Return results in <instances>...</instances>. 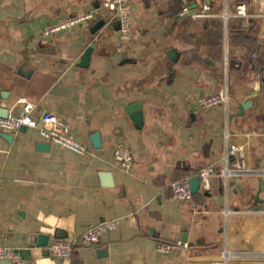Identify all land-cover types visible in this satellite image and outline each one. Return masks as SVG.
<instances>
[{"label": "crops", "instance_id": "0c3cea01", "mask_svg": "<svg viewBox=\"0 0 264 264\" xmlns=\"http://www.w3.org/2000/svg\"><path fill=\"white\" fill-rule=\"evenodd\" d=\"M185 1L127 0L124 42L117 10L104 0H0V101L7 94L15 112L33 104L24 128L0 126V246L23 264H211L226 249L230 264H264V18L253 15L257 1L251 16L229 19L223 14L237 0H187L183 11ZM205 3L209 15L195 17ZM80 12L94 19L41 35ZM224 86L228 106L199 105ZM46 112L67 120L92 152L43 136ZM231 143L244 147L247 171L226 177ZM118 144L133 152L129 167L115 160ZM180 180L190 181V199L174 196ZM112 218L116 228L83 241L90 226ZM39 234L50 236L48 245ZM57 238L75 242L70 259L50 252Z\"/></svg>", "mask_w": 264, "mask_h": 264}, {"label": "built area", "instance_id": "2783aa9c", "mask_svg": "<svg viewBox=\"0 0 264 264\" xmlns=\"http://www.w3.org/2000/svg\"><path fill=\"white\" fill-rule=\"evenodd\" d=\"M257 1L259 7L253 15L264 18V0H237L236 8L233 11L226 10L224 17L229 19L231 17H249L252 14L249 8ZM104 5L108 9H115L119 15L122 40L127 42L130 40L131 31V12L127 0H104ZM209 4L205 3L202 6V12L195 15L205 16L209 15ZM94 15L92 12H80L66 18L58 19L55 22L48 24L41 31L44 37H51L61 32L71 30L77 26L87 25ZM230 101V93L228 86H224L221 90L203 95L199 98V105L202 108H211L217 105L228 106ZM33 108V104L26 102L24 106L18 111H9L5 116L0 112V126L7 130H18L22 125L29 121V113ZM40 132L50 141L68 148L80 154H90L91 147L76 137L72 130L71 124L59 117L53 112H46L42 116L40 123ZM115 160L123 167H129L134 160L133 152L130 147L125 144H118L115 149ZM226 165L223 168V174L227 177L231 174H241L247 171V163L245 159V151L242 145L237 143L229 144L225 155ZM215 170L214 165L203 168L200 176L203 180ZM174 196L179 199H190L192 197V190L189 180H180L172 183ZM228 214V210H226ZM119 223L118 218L102 220L85 230L82 234V239L85 243H97L102 234L106 231L117 227ZM178 244H182L181 241ZM76 244L73 240L67 238H57L49 246L50 252L61 258L70 259L75 250ZM157 249L161 252H169L171 244H158ZM231 252L226 249L221 258L213 261L211 264H230ZM0 258L5 260H12L16 264H23L24 262L19 257L18 252L7 246H0Z\"/></svg>", "mask_w": 264, "mask_h": 264}, {"label": "water", "instance_id": "95a60500", "mask_svg": "<svg viewBox=\"0 0 264 264\" xmlns=\"http://www.w3.org/2000/svg\"><path fill=\"white\" fill-rule=\"evenodd\" d=\"M104 24V21L101 20L99 21L98 23L94 24L91 28L92 32L95 33L99 30V28L101 27V25ZM92 50H93V46L90 45L87 50H86V53H85V56H84V62L83 64L87 65L88 62H89V59H90V55L92 53ZM7 99H8V95H4L2 100L0 101V106L2 107V112L1 114L3 116H5L8 112H9V109L7 107ZM136 106H139V105H136ZM135 106V107H136ZM134 120L137 122L138 125H141L142 124V113L138 112L136 113L135 116H133ZM25 125H22L20 127L21 128H24ZM91 139H92V142H93V145L95 147H100L101 146V137H100V133L98 131L94 132L91 136ZM191 185H192V189H193V192L196 193L200 187V177L199 176H194L192 179H191ZM2 236V234H0ZM34 236H32V239H33ZM49 239H50V236L48 234H39L37 236V242L39 245H42V246H46L48 245L49 243Z\"/></svg>", "mask_w": 264, "mask_h": 264}, {"label": "trees", "instance_id": "16d2710c", "mask_svg": "<svg viewBox=\"0 0 264 264\" xmlns=\"http://www.w3.org/2000/svg\"><path fill=\"white\" fill-rule=\"evenodd\" d=\"M181 9L185 11L187 9V3L183 2Z\"/></svg>", "mask_w": 264, "mask_h": 264}, {"label": "rangeland", "instance_id": "374dc122", "mask_svg": "<svg viewBox=\"0 0 264 264\" xmlns=\"http://www.w3.org/2000/svg\"><path fill=\"white\" fill-rule=\"evenodd\" d=\"M186 1H187V0H186ZM186 1H185V2H186Z\"/></svg>", "mask_w": 264, "mask_h": 264}]
</instances>
